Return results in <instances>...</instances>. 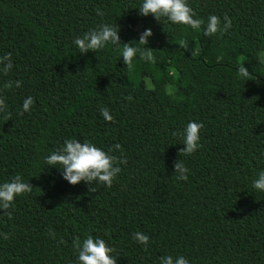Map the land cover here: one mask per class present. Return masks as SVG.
<instances>
[{
  "label": "trees",
  "instance_id": "16d2710c",
  "mask_svg": "<svg viewBox=\"0 0 264 264\" xmlns=\"http://www.w3.org/2000/svg\"><path fill=\"white\" fill-rule=\"evenodd\" d=\"M143 2L0 0V57L10 53L13 64L0 71V184L19 175L33 186L16 197L11 217L0 210V264H79L73 241L89 235L114 249L117 264H160L167 255L264 264V191L253 187L264 171V0H187L199 29L143 16ZM212 15L221 26L227 15L232 27L206 36ZM104 24L137 48L150 28L154 60L137 54L126 66L123 44L79 53L74 40ZM242 65L253 79L239 76ZM191 121L203 124L201 147L185 155ZM66 140L127 163L110 188L72 185L45 162ZM178 160L186 181L174 173ZM137 232L148 235L146 248Z\"/></svg>",
  "mask_w": 264,
  "mask_h": 264
},
{
  "label": "clouds",
  "instance_id": "9594fccd",
  "mask_svg": "<svg viewBox=\"0 0 264 264\" xmlns=\"http://www.w3.org/2000/svg\"><path fill=\"white\" fill-rule=\"evenodd\" d=\"M139 13L143 16L152 15L158 22H161L162 18H166L167 21L173 24L188 25L193 29H199L203 24L202 20L193 18L195 13L187 3V0H144L142 6L139 8ZM97 14L102 15V12L97 10ZM223 19L224 23L221 26L219 17L215 15L210 16L204 34L212 36L217 33L223 35L227 32L232 27V21L227 15ZM119 31L118 25L104 24L98 29L89 30L87 33L82 34V36L77 37L74 40V44L78 47L79 53H87L89 50L96 52L109 43L117 47L123 44V62L129 67H131L132 61L137 54L142 59L148 61L154 60L153 49L147 47L148 38L153 35L150 28L140 35L138 41L140 45L146 46L145 48L134 47L132 43H121ZM180 47L185 50L189 49V46L183 41H181ZM196 55L197 52L194 48L192 50V57ZM0 65H3L0 71L4 74H7L12 69L13 64L10 53L4 57H0ZM237 71L239 76L245 78L247 81L253 79V76L249 74L248 69L244 65L238 67ZM12 86V82L5 84L6 88H11ZM15 86L17 88L21 87V81H15ZM128 99L130 100L131 97H128ZM33 104V98L31 96L27 97L23 101V111H30ZM6 107L5 100L0 98V111H3ZM100 112L106 121L115 122L114 117L110 115L106 107L101 108ZM22 114L23 112H21ZM202 128L203 124L195 121L187 124L183 130L184 143L180 152H183L185 155H191L201 147L199 141L200 130ZM176 134L173 133V135ZM114 149H121V145L115 144ZM112 150L110 149L109 152ZM45 162L52 167L60 165L63 179L70 184L76 185L83 181L90 186L91 190L92 185L96 182L110 188L113 181L122 171L118 165L126 164L127 160L123 157L118 159L116 156L110 155L108 152L89 142L81 143L79 140H66L60 150L53 152L45 158ZM174 170L178 180H187L186 173L189 170L180 160L174 163ZM253 187L256 190L264 191V171H261L259 177L254 180ZM32 188L31 184L22 182L19 175L10 182L0 184V210H3V215L11 217V209L16 197L30 193ZM49 235L55 239V233L50 232ZM3 238L9 239V236L4 234ZM133 239L144 245L145 248L150 242L148 235L141 232L135 233ZM73 247L78 252L79 264H117L116 256L112 255L114 249L109 247L103 239H94L89 235L81 242L80 238L77 237L73 241ZM160 264H189V261L183 256L173 259L171 255H167L161 257Z\"/></svg>",
  "mask_w": 264,
  "mask_h": 264
},
{
  "label": "rangeland",
  "instance_id": "374dc122",
  "mask_svg": "<svg viewBox=\"0 0 264 264\" xmlns=\"http://www.w3.org/2000/svg\"><path fill=\"white\" fill-rule=\"evenodd\" d=\"M253 49V46H248V47H245L242 52L243 53H247V52H250L251 50ZM261 58L262 60L264 61V54H261Z\"/></svg>",
  "mask_w": 264,
  "mask_h": 264
}]
</instances>
